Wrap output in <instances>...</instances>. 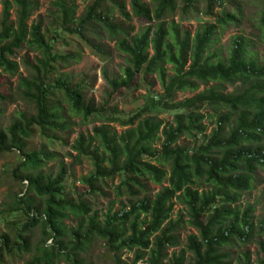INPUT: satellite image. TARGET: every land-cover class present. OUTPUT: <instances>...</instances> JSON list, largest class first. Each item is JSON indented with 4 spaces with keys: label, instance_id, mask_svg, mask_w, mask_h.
Instances as JSON below:
<instances>
[{
    "label": "trees",
    "instance_id": "obj_1",
    "mask_svg": "<svg viewBox=\"0 0 264 264\" xmlns=\"http://www.w3.org/2000/svg\"><path fill=\"white\" fill-rule=\"evenodd\" d=\"M206 1L213 21L194 33L173 18L194 11L197 0H92L79 15L75 0H51L47 27L41 18L30 22L37 0L0 1V73L18 75L20 96L32 105V112L18 111L4 124L8 97L0 79V154L20 155L10 175L24 188L5 212L29 218L15 240L1 236L0 264L29 252L27 232L38 226L44 240L27 264H89L86 255L96 239L113 264H264V216L256 218L255 206L242 203L259 183L257 170H264V51L258 54L244 36L217 48L221 31L239 19L223 9V0ZM133 18L146 25L135 27ZM257 30L264 46V0ZM67 33L100 57L110 55L104 39L123 55L119 73L103 71L107 88L98 106L87 98L86 78L65 70L80 52L55 49L58 35ZM24 46L36 53L33 60L23 57L25 74L14 60ZM151 76L162 93H151ZM227 86L233 89L226 92ZM143 88L140 106H110L120 91ZM186 92L191 95L178 99ZM161 113H170L171 121ZM70 116L81 124L96 117L106 123L70 144ZM207 119L214 125L209 135ZM200 136L206 141L198 146L184 141ZM58 142L76 153L69 154L74 161L92 163V173L80 178L85 188L78 202L64 190L67 166L53 147ZM51 161H57L56 171L47 168ZM116 178L119 207L99 219L85 197L103 194ZM151 184L160 189L153 193ZM72 215L76 225L67 227L64 220ZM186 228L193 232L183 239ZM252 242L258 246L254 258L249 249L241 251ZM122 251H134L132 263L122 261Z\"/></svg>",
    "mask_w": 264,
    "mask_h": 264
},
{
    "label": "rangeland",
    "instance_id": "obj_2",
    "mask_svg": "<svg viewBox=\"0 0 264 264\" xmlns=\"http://www.w3.org/2000/svg\"><path fill=\"white\" fill-rule=\"evenodd\" d=\"M1 1V0H0ZM39 2V8L33 13L30 18V22L35 21L39 18L43 20L45 27L51 24L53 20L51 5V0H37ZM92 0H75L76 4L79 6L78 15L82 14L85 7ZM130 0H126L129 3ZM224 10L227 12H232L237 15L239 21L230 24L227 28L221 31L219 36V42L216 44V47L225 50L229 44V40L235 36H244L248 39L251 44V48L262 54L264 51V46L261 44L257 34V24L260 15V10L262 8V0H223ZM194 11L190 12L187 15H177L173 18L177 23L182 27L189 29L194 33L197 28H199L203 23L209 21L212 22L213 18L207 16V1L206 0H197L194 5ZM219 8L215 9V14L219 12ZM2 11V5L0 4V14ZM239 15V16H238ZM120 15L116 14V19ZM12 19L15 18V12L12 11ZM129 24V23H128ZM135 27H142L146 25L145 20L139 21L137 18H133V23ZM59 42L56 43L55 49L58 52L67 54V53H77L80 52V58L78 60L72 61L65 70L71 72L77 79L86 78L85 81L88 85L87 98L92 101L95 106L102 104L104 101L105 90L107 85L103 78V71L106 69L109 73H119L121 67L125 64L123 55H121L114 47V42L109 39H104V41L110 46V55L106 57H100L94 54L91 49L86 45H81V48L78 47L80 40L76 36L70 34H61L58 35ZM36 53L31 51L27 46H24L23 49L18 50L17 55L14 60L20 64V72L25 74L22 59L23 57H28L34 59ZM0 79L3 83L2 91L8 97L4 104V115L2 117V122L4 124L10 123L13 118H15L18 111H28L32 112V105L26 103L20 96V91L18 90V75L11 76L5 71H1ZM147 82L151 83L152 94L162 93L161 86L158 82L155 81V76H151L147 79ZM203 89L201 86L200 90ZM226 92H230L233 87L227 86ZM147 89H138L131 91L130 94H125L126 90H122L119 94L112 97L110 106L113 107L117 105L119 109L130 107L140 106L145 98ZM191 93H178V99L183 97L190 96ZM71 117V127L69 129V143L71 144L79 135V133H90L94 126H100L104 124V118L96 117L93 121H89L88 124H81V119L76 116ZM160 117L164 118L165 121H171L172 115L170 113H161ZM91 119V118H90ZM205 123L208 125L207 134L209 135L211 129L214 127L213 122L210 119H207ZM111 126L115 128L118 132L122 131V128L115 123H112ZM208 137V136H207ZM66 139V138H65ZM37 141V140H35ZM34 141V142H35ZM185 142H190L194 145H199L202 142H205L206 139L204 136L197 138L186 137L184 138ZM64 158V163L67 166V178L64 183V190L67 193L68 197L78 202L80 191L85 188V186L80 182V178L84 175H89L93 171V166L91 161L88 159H83L81 163L74 161V159L69 156L70 153L73 156L76 155L75 152H72L69 148V145L62 144L61 142L56 143L53 146ZM20 155L17 152H4L0 154V238L3 234H8L13 240H15V232L23 227V225L29 220L21 212H5L8 205L12 202V198L16 194H21L24 189L22 184L12 180L10 172L17 166L20 162ZM47 168H52L57 170V161L49 162ZM256 178L259 183L256 186V189L251 194H245L243 196L242 203L246 202L255 206L254 215L256 218L264 216V170L258 169ZM108 184L104 186V193L98 194L94 198L85 197L88 201L91 202L92 211L91 213H96V216L99 219H102L103 215L108 211L109 208H112L115 211L118 207V199L115 198L114 187L119 184V179H114L113 182H107ZM151 189L153 193H156L160 186L151 184ZM114 202L112 206L110 203ZM182 208L179 204L175 206V211ZM77 218L73 215L70 218L64 220V224L69 226H75ZM193 232L191 228H186L182 231V237L185 239V236ZM29 239L31 241V248L29 252L16 253L14 256L5 257V264H27L30 261L35 253L38 252L36 245H40L44 240L42 230L38 226L28 232ZM48 243H52L51 240H48ZM181 247L174 248L171 251H178ZM252 254V258L258 253V246L255 242L248 244L245 247H241V251L248 250ZM237 250V249H236ZM170 251V252H171ZM122 261L132 263L134 259V251H122L120 253ZM89 264H113L106 256V247L104 242L96 239L90 246L88 253L86 255ZM59 264H64L61 262ZM137 264H145L144 261H140Z\"/></svg>",
    "mask_w": 264,
    "mask_h": 264
}]
</instances>
